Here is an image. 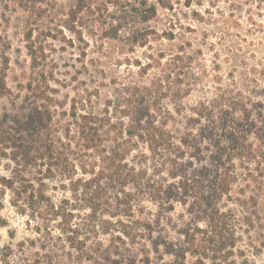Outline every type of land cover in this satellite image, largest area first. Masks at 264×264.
<instances>
[{"label":"rangeland","instance_id":"obj_1","mask_svg":"<svg viewBox=\"0 0 264 264\" xmlns=\"http://www.w3.org/2000/svg\"><path fill=\"white\" fill-rule=\"evenodd\" d=\"M76 1L50 0V17L56 22L65 21ZM114 1L97 0L104 23L97 17L86 18L82 40L64 32L66 40L60 35V40L48 41L47 84L54 90L51 94L64 104L57 106L60 128L56 139L78 167L77 176L88 177L83 174V166L91 171L101 162L95 154L87 155L81 146L69 116L74 102L79 113L106 118L108 125L103 134L108 140L122 124H128L123 111L134 87L149 88L141 98L142 107L148 110L146 115L169 120L170 127L178 110L185 119L201 102L227 103L235 110L244 106L252 118L264 119V0H168L172 7L158 6L157 17L147 24L136 23V0ZM149 2L157 4L156 0ZM125 21L139 31L154 32L145 46L133 47L126 39L115 40L104 34L111 24ZM27 30L28 13L10 0H0V56L9 58L7 83L12 90L11 97L0 100V116L13 114L14 103L21 104L20 85L31 74ZM122 30L129 28L125 25ZM176 54L183 57L175 63L182 69L171 63ZM178 84L186 94L178 95ZM110 124L118 129L109 133ZM257 138L251 135L254 150H242L243 156L239 155L241 150H223L226 156L218 161L235 174L233 189L221 200L223 211L234 216L239 237L232 256L235 264H264V148ZM142 152L149 154V150H132L130 159L140 161ZM9 164L8 159H2V175H11ZM47 190L58 204L65 199L81 204L69 180L47 181ZM5 198V208L0 211V264H132L133 260L136 264H179L180 259L165 252L164 243L157 247L155 242H182L181 232L203 226L190 210L193 198L187 204L176 202L172 210L166 211L145 197L135 202L134 214L121 217H113L111 211L95 217L89 210H81L72 222L73 229L79 226L76 233L64 228L60 219L22 214L11 203L10 190ZM141 217L156 221L154 232L130 240L120 228ZM111 222H117L120 231L113 233ZM76 235L87 238L82 249L68 241L69 236ZM117 236L125 237L130 244L125 252L128 258L112 253L116 244H122ZM185 264H198L197 257L188 254Z\"/></svg>","mask_w":264,"mask_h":264},{"label":"trees","instance_id":"obj_2","mask_svg":"<svg viewBox=\"0 0 264 264\" xmlns=\"http://www.w3.org/2000/svg\"><path fill=\"white\" fill-rule=\"evenodd\" d=\"M10 1L28 13L25 38L31 74L28 81L20 85L18 98H21V104L14 103L16 110L13 114L0 116V163L3 158L8 159L11 169L9 176L0 173V211L5 208L6 191L10 190L13 193L11 203L22 214L60 219L64 228L76 233L79 226L73 229L72 222L82 213L81 210H89L95 217L104 211H111L113 217H121L134 214L135 202L145 197L161 204L166 211L172 210L176 202L187 204L193 198L190 210L197 215V223H203V226H192L181 232L182 242L156 241V246L164 243L165 252L180 259L179 264H185L188 254L197 257L198 264L206 261L235 264L232 256L239 237L234 228V216L224 212L221 206L223 197L233 189L235 174L218 161L226 156L223 150H241L239 155L244 153L242 150H254L251 135L256 134L264 148V119L252 118L244 106L235 110L227 103L201 102L185 119L178 110L173 127H170L169 120L146 115L148 110L142 107L141 98L149 88L134 87L123 111L128 124H122L123 127L108 140L103 134L108 125L106 118L95 113H79L74 102L69 116L81 146L87 155L95 154L101 162L98 169L93 167L91 171L83 166V174L88 177L77 176L78 167L66 150L60 149L56 139L60 128L57 106L64 107V104L51 94L54 90L47 84L48 47L51 45L48 41L60 40V35L66 40L64 32L82 40L85 19L97 17L104 23L103 9L97 0H77L65 21L56 22L50 17V0ZM136 1L135 18L139 19L136 22L139 24L155 20L158 6L172 7L167 4L168 0H156L157 4H150L149 0ZM125 25L129 28L126 32L122 30ZM153 33L139 31L125 21L124 24H111L104 34L115 40L126 39L134 47L145 46ZM68 42L73 45V37ZM182 59L176 54L171 63ZM9 63L7 56H0V100L12 96L7 83ZM175 66L182 69L177 64ZM180 71L177 74L179 80ZM176 89L180 96L187 93L180 84ZM231 108L232 113L229 112ZM116 126L112 124L109 133L117 130ZM132 150H149V154L142 152L141 160L135 161L130 159ZM33 174L41 177L34 178ZM58 178L70 181L81 204H73L67 199L58 204L48 194L47 181ZM198 188L199 193L193 192ZM119 223L124 226L123 222ZM111 224L113 233L120 231L117 222ZM155 224V220L141 217L130 220L120 229L124 236L134 240L147 232L153 234ZM116 238L122 244H116L112 253L128 258L125 252L129 251L127 246L130 244L125 237ZM68 241L76 249L87 244V238L81 239L78 235L69 236ZM132 264L136 262L133 260Z\"/></svg>","mask_w":264,"mask_h":264}]
</instances>
